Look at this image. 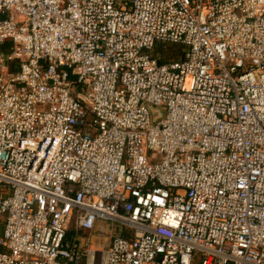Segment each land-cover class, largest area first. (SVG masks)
Returning a JSON list of instances; mask_svg holds the SVG:
<instances>
[{
  "label": "built area",
  "instance_id": "obj_1",
  "mask_svg": "<svg viewBox=\"0 0 264 264\" xmlns=\"http://www.w3.org/2000/svg\"><path fill=\"white\" fill-rule=\"evenodd\" d=\"M0 49V264H264V0H0Z\"/></svg>",
  "mask_w": 264,
  "mask_h": 264
},
{
  "label": "trees",
  "instance_id": "obj_2",
  "mask_svg": "<svg viewBox=\"0 0 264 264\" xmlns=\"http://www.w3.org/2000/svg\"><path fill=\"white\" fill-rule=\"evenodd\" d=\"M1 48L3 49L4 47ZM180 54L181 47L179 45H157L153 56L158 60L159 63H165L177 60L180 57Z\"/></svg>",
  "mask_w": 264,
  "mask_h": 264
},
{
  "label": "rangeland",
  "instance_id": "obj_3",
  "mask_svg": "<svg viewBox=\"0 0 264 264\" xmlns=\"http://www.w3.org/2000/svg\"><path fill=\"white\" fill-rule=\"evenodd\" d=\"M0 53H1V49H0ZM148 155L153 158V160H154L155 163L159 162L161 160V158H162V155L161 154H155L154 152H149ZM108 227H109V225L107 223H104L105 232H107ZM130 233H131L130 232V229L123 228V227H121L119 225H115L114 226V234L115 235H119V234L128 235ZM99 243L106 244V240L105 239H101V241H99L96 238L95 239H92V241H91V247H90L91 250H93V251H97V250L103 251L104 250L103 247L98 248V244ZM196 264H200V260L199 259L196 262Z\"/></svg>",
  "mask_w": 264,
  "mask_h": 264
},
{
  "label": "water",
  "instance_id": "obj_4",
  "mask_svg": "<svg viewBox=\"0 0 264 264\" xmlns=\"http://www.w3.org/2000/svg\"><path fill=\"white\" fill-rule=\"evenodd\" d=\"M150 111L153 115V121L155 122L156 120H158L159 118L162 117L163 113L161 110H158V109H154L152 107H150Z\"/></svg>",
  "mask_w": 264,
  "mask_h": 264
}]
</instances>
